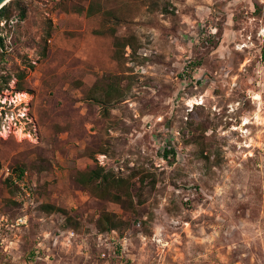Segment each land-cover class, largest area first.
<instances>
[{
	"label": "rangeland",
	"instance_id": "obj_1",
	"mask_svg": "<svg viewBox=\"0 0 264 264\" xmlns=\"http://www.w3.org/2000/svg\"><path fill=\"white\" fill-rule=\"evenodd\" d=\"M20 1L0 51V168L24 176L0 178V216L29 225L5 233L19 247L0 264L38 240L51 264H264V0ZM96 167L130 195L77 181ZM103 211L125 222L109 239Z\"/></svg>",
	"mask_w": 264,
	"mask_h": 264
},
{
	"label": "built area",
	"instance_id": "obj_2",
	"mask_svg": "<svg viewBox=\"0 0 264 264\" xmlns=\"http://www.w3.org/2000/svg\"><path fill=\"white\" fill-rule=\"evenodd\" d=\"M19 18L16 17L15 20L11 19L9 26H12L14 22H18ZM8 20L0 21V36L3 38V43L0 42V51H4L6 47L7 33L5 31ZM11 170L9 167L0 168V178H7L11 175ZM35 185V182H33ZM16 200L22 205L23 208L31 207L36 205L35 197L33 196L32 187L22 186V190L18 192ZM29 225V215L28 213H21L14 218L6 217L5 215L0 216V252L10 253L12 250H18L19 245L17 240L9 239L7 235L13 233L18 236L17 231ZM7 233V235H5ZM116 230H111L102 234L106 239H109L110 235L116 234ZM62 235H66V238L70 241L77 236V233L72 228H65L61 230ZM115 238V237H114ZM124 246V243H120ZM50 247L46 244L44 240H38L31 249L25 255H15L13 261L16 258H23L24 264H51V254L49 253ZM102 257H106L107 253L105 251L101 252ZM16 264V263H14Z\"/></svg>",
	"mask_w": 264,
	"mask_h": 264
},
{
	"label": "trees",
	"instance_id": "obj_3",
	"mask_svg": "<svg viewBox=\"0 0 264 264\" xmlns=\"http://www.w3.org/2000/svg\"><path fill=\"white\" fill-rule=\"evenodd\" d=\"M13 7L18 9V15L20 18L26 17L27 7L20 0H11L9 3L0 8V21L8 20L13 15ZM48 36L50 37L51 34L49 33ZM0 42L3 43V38L1 36ZM171 152V148H165L164 156L168 157ZM16 172L17 175L12 172L11 175L7 177L6 181L9 185L18 188V180L22 181L24 176V170L18 169ZM77 181L84 187L90 188L93 193L101 197L110 198L115 202H122L124 196L130 195L128 191H126L124 194L112 191V189L120 190L122 183L120 180L116 179L111 172L105 171L103 167H96L95 169H92L87 172H80L77 176ZM41 209L46 212H65L63 208L57 207L56 205L50 203L42 204ZM124 223L125 222L123 220L117 219L108 211H103L97 221L98 228L101 232H108L114 230L120 226H123Z\"/></svg>",
	"mask_w": 264,
	"mask_h": 264
},
{
	"label": "water",
	"instance_id": "obj_4",
	"mask_svg": "<svg viewBox=\"0 0 264 264\" xmlns=\"http://www.w3.org/2000/svg\"><path fill=\"white\" fill-rule=\"evenodd\" d=\"M11 0H0V8L6 5Z\"/></svg>",
	"mask_w": 264,
	"mask_h": 264
},
{
	"label": "bare ground",
	"instance_id": "obj_5",
	"mask_svg": "<svg viewBox=\"0 0 264 264\" xmlns=\"http://www.w3.org/2000/svg\"><path fill=\"white\" fill-rule=\"evenodd\" d=\"M198 101H199V100H198ZM192 103H194V104H195V103H197V101H195V100H192ZM246 123H247V122H246Z\"/></svg>",
	"mask_w": 264,
	"mask_h": 264
}]
</instances>
